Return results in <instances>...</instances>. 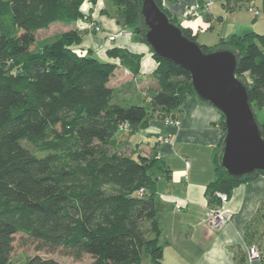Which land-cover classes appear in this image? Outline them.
<instances>
[{
  "label": "trees",
  "instance_id": "1",
  "mask_svg": "<svg viewBox=\"0 0 264 264\" xmlns=\"http://www.w3.org/2000/svg\"><path fill=\"white\" fill-rule=\"evenodd\" d=\"M84 1L0 0V264H9L15 236L22 246L58 252L75 263L84 257L89 264L161 262L160 206L150 175L156 160L133 159L117 151L113 139L124 123L134 133L152 118L177 120L186 99L195 96L191 78L152 53L158 90L148 107L115 104L108 82L117 66L99 61L91 50L76 53L72 48L81 44L83 33L68 31L40 45L36 41V34L54 23L82 20ZM112 1L116 23L124 30L136 27L144 43L137 10L141 0ZM253 1L226 0L224 5L229 11L248 9ZM154 2L195 42L190 29L168 16L162 0ZM200 48L232 51L235 77L246 87L254 116L264 108V36L233 35ZM105 55L133 76L139 73L140 55L118 47ZM257 123L264 140V121ZM220 126L225 133L223 118ZM222 143L214 158L216 178L206 189L210 208L220 204L215 193L229 197L240 183L261 176L227 177L219 165ZM260 209L264 217V204ZM23 264L59 263L34 256Z\"/></svg>",
  "mask_w": 264,
  "mask_h": 264
},
{
  "label": "crops",
  "instance_id": "2",
  "mask_svg": "<svg viewBox=\"0 0 264 264\" xmlns=\"http://www.w3.org/2000/svg\"><path fill=\"white\" fill-rule=\"evenodd\" d=\"M207 1L162 0V6L181 27L190 29L192 33L196 29L194 27L201 23V17L202 33L214 29L213 25L220 22L216 37L207 35L214 42H205L203 46L207 43L213 47L220 40H227L233 35L254 33L264 36V12L255 4L259 2L261 6L260 0L253 1L254 8L260 11L257 17L248 11L251 17L241 12L243 7L229 11L224 5L225 0L209 1L211 5L205 11L203 5ZM101 10L86 14L101 26L102 36L84 35L81 44L75 46L76 53L85 55L91 50L95 58L102 57L105 59L103 62L117 66L108 82L113 90L115 104L122 107L140 106L137 96H143L148 103L158 90L157 82L152 77L156 62L150 47H145V43L138 37L134 39L131 34H128L130 37H118L112 42L118 48L141 56L136 76L120 66L118 60L107 58L105 52L110 44L107 38L124 29L114 20L100 14ZM75 23L85 26L81 20ZM225 23L228 25L225 26ZM53 25L55 23L45 31ZM144 61L147 62V73L142 71ZM150 93L153 95L149 96ZM176 118L180 122L178 127L152 118L144 129L134 133L122 131L123 135H116L113 139L115 149L133 159L141 155L156 160L153 168L156 170L151 178L156 182L155 196L160 206V264H246L247 249L251 245H257L264 258V217L260 209L264 204V177L256 176L235 187L225 205L230 215L228 222L220 228L209 226L207 212L210 207L206 189L216 178L214 158L224 136L220 126L222 117L212 106L190 96ZM141 133L146 136H141ZM158 135L168 137L169 143H158ZM136 137L142 140L136 143ZM148 141H154V144L150 146ZM143 142H147V146H143Z\"/></svg>",
  "mask_w": 264,
  "mask_h": 264
},
{
  "label": "water",
  "instance_id": "3",
  "mask_svg": "<svg viewBox=\"0 0 264 264\" xmlns=\"http://www.w3.org/2000/svg\"><path fill=\"white\" fill-rule=\"evenodd\" d=\"M137 10L144 27V43L157 57L186 70L195 97L223 118L225 133L219 165L225 175L235 180L253 174L264 177V140L246 87L235 77L234 53L226 49L203 52L169 21L154 0H141Z\"/></svg>",
  "mask_w": 264,
  "mask_h": 264
},
{
  "label": "rangeland",
  "instance_id": "4",
  "mask_svg": "<svg viewBox=\"0 0 264 264\" xmlns=\"http://www.w3.org/2000/svg\"><path fill=\"white\" fill-rule=\"evenodd\" d=\"M209 1H211V0H209ZM161 4H162V2H161ZM255 4H256V6L258 8H260L261 11H263L262 6H259V2H256ZM90 7H92V10H90ZM245 7L243 6V8L241 9V12H244L248 16L251 17V14H249L247 12L248 11L247 10V5ZM244 8H245V10H244ZM100 9L105 10V12L107 13V15L108 14L110 15V16H107L106 14H104V15H106L108 17V19L114 20L116 22V17H117L116 16V14H117L116 11H117V7L114 5V3H113L112 0H97V1L93 2V4L91 2H89L88 0H85L84 3H83V5H82V7H81V12L84 15L83 18H82V20H81V22L85 23V26L82 25L81 23H78V24L75 23V25H71V26H65L64 24H61V23H55V25H53L52 27H50L47 32L45 30H41V31H39L36 34V41H37V43L40 45L41 43H43L47 39H52V38H55L56 36H59V35L65 33V32L74 31V30L83 33V36L86 35V34L95 35V37L102 36V28H101V26L99 24H97L89 16V14H86L88 12H90V13L93 14L97 10H100ZM166 13L168 14L167 11H166ZM100 14H102V13L100 12ZM168 16L171 19H173L169 14H168ZM200 21H201V23L200 24H197L194 27V28H196V29H194V35L196 36L195 42L200 47H202L205 44V42H214V41H212V38H209V36H207V35H213L214 37H216L215 35L218 33V30L220 28L219 27V24H221V23L220 22H216L217 24L216 25H213V28L214 29H211V30H208V31L202 33V17H201V20ZM224 25L227 26L228 23H225ZM142 26L143 25L140 24V28L141 29L144 28ZM97 28L98 29L100 28L101 30H98V32H97V30H96ZM135 28L136 27L128 28L127 30L125 29L124 31L126 32V34H131L132 36L134 35V39H136V37H138L140 39L139 35L137 36L134 33V30H136ZM205 33H207L206 36H202V34H205ZM113 36L114 35L109 36L107 38V41L109 42V38H111ZM126 37H130V36L127 35ZM82 39H83V37H82ZM209 44H211V43H209ZM209 46H211V45H207V43H206L205 47H209ZM108 47L109 48L117 47V44L116 43L115 44H112V42H111L108 45ZM145 47H147L146 44H145ZM72 49L75 52L77 51L75 47H73ZM96 58L99 61H102V62L105 61V59H102V57L96 56ZM146 65H147V62L146 61L142 62V71L147 73L148 72V69H145L146 68ZM136 93H138L140 95L139 92H136ZM152 95H153V93H150L149 94V96H152ZM139 97L140 96H137L136 97L137 100H140L139 101L140 102L139 105L142 106V107H148L150 101L147 103L146 98H142L143 96H141L140 98ZM255 116H256L257 121L259 123H262L264 121V108L262 110L256 111L255 112ZM143 134L144 133H141V136ZM121 135H123V132L122 131L121 132L118 131L117 136L120 137ZM134 140H135L136 143H139L142 139H140L139 137H136ZM148 144H150V146H152L154 144V141H148ZM143 146H147V142H143ZM152 169L150 171V175L154 174L155 173V170H156V169H153V170ZM34 256H39L42 259H53L56 262H58L59 264H89L90 263V259L88 257H84L83 260L80 263H75V261L73 259H71L69 257H64L61 254H59L58 252L57 253H54V254H47L45 252H36L32 246H29V245L22 246L21 245V242H20V236H15V238H14V249H13V253L11 255V259H10L9 264H23L26 259H28L30 257H34Z\"/></svg>",
  "mask_w": 264,
  "mask_h": 264
},
{
  "label": "built area",
  "instance_id": "5",
  "mask_svg": "<svg viewBox=\"0 0 264 264\" xmlns=\"http://www.w3.org/2000/svg\"><path fill=\"white\" fill-rule=\"evenodd\" d=\"M211 3L210 2H205L203 7L206 10H208V8L210 7ZM248 12H250L254 17H257L260 15V12L255 9L253 7V3L249 4L248 7ZM97 32L98 30H101L100 28L96 29ZM128 34H126V32L124 30H119L113 37L109 38V42H114L116 40V38L118 37H123V36H127ZM164 123L166 125L169 126H175L178 127L180 125V122L178 120H170V119H166L164 121ZM120 131L123 132H128L129 131V127L126 123L122 124L120 126ZM156 140L158 143L161 144H167L169 143V138L168 137H164V136H160L158 135L156 137ZM215 196L219 199V206L214 207V208H209L208 212H207V223L209 226H211L212 228H220L222 227L226 222H228L230 215L229 213L225 210V205L228 201V197L225 194L222 193H215ZM246 264H264V258L258 248L257 245H251L248 249H247V260H246Z\"/></svg>",
  "mask_w": 264,
  "mask_h": 264
}]
</instances>
